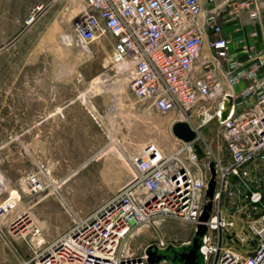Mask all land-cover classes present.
<instances>
[{"label": "built area", "instance_id": "2783aa9c", "mask_svg": "<svg viewBox=\"0 0 264 264\" xmlns=\"http://www.w3.org/2000/svg\"><path fill=\"white\" fill-rule=\"evenodd\" d=\"M206 2L212 5L208 11L199 0H82L65 22L69 27L62 42L80 50L108 42L110 61L120 74L129 75L134 98L160 114L176 113L175 122L185 123L195 136L190 142L179 140L168 154L147 145L130 156L131 180L89 214H73L72 225L50 242H44L41 227L26 215L0 225V239L16 264H172L162 253L190 248L193 238L178 244L158 237L138 256L126 248L134 230L165 220L189 224L194 233L197 225L206 227L198 242L199 264H264V181H253L246 168L264 156V0ZM219 17L253 25L249 41L240 40L233 56ZM33 19L32 14L26 23ZM206 30L211 31L209 55L204 54ZM226 97L231 109L220 120ZM213 121L224 141L222 155L215 156L200 133ZM210 166L212 207L207 221L200 222L209 202ZM22 182L30 192L42 191L37 173L29 172ZM8 187L0 169V223L17 205L18 197ZM239 188L246 192L239 199L247 206V229L256 239L246 255L221 240L234 225L221 210V199ZM6 229L25 241L27 257L7 243ZM241 243L248 247V238Z\"/></svg>", "mask_w": 264, "mask_h": 264}, {"label": "rangeland", "instance_id": "374dc122", "mask_svg": "<svg viewBox=\"0 0 264 264\" xmlns=\"http://www.w3.org/2000/svg\"><path fill=\"white\" fill-rule=\"evenodd\" d=\"M81 2L0 0V169L9 180L8 191L18 197L15 209L0 225L26 215L41 227L45 243L72 225L73 214H89L131 180L130 156L147 145L168 154L180 144L173 133L177 114H160L134 98L129 75L120 74L110 61L108 42L87 50L62 42L69 27L65 22ZM32 14L34 19L27 24ZM219 21L230 48L237 50L240 40L249 41L253 25L236 18L219 17ZM204 54L209 55L207 42ZM31 100L36 106H29ZM47 114H53V124L29 122L30 116L41 120ZM61 116H66L64 122L57 121ZM52 126L53 133L47 132ZM219 131L216 121L200 130L215 156L225 151ZM246 168L253 181H264V156ZM29 172L37 173L42 191L30 192L22 182ZM243 192L239 188L221 199V210L234 224L221 240L239 255L249 253L256 243L246 225L249 211L239 199ZM5 236L7 243L28 256L24 240L8 235L7 229ZM162 236L179 244L193 238L194 230L176 220L140 226L127 239L126 248L138 256ZM243 237L248 238V247L242 245ZM184 250L188 252L171 248L163 254L169 263L182 264L174 257Z\"/></svg>", "mask_w": 264, "mask_h": 264}, {"label": "water", "instance_id": "95a60500", "mask_svg": "<svg viewBox=\"0 0 264 264\" xmlns=\"http://www.w3.org/2000/svg\"><path fill=\"white\" fill-rule=\"evenodd\" d=\"M226 101H227L226 110L222 112V114H220V120H224L228 116L230 109H231V103H232L231 98L226 97ZM173 133L179 140L184 141V142L192 141L195 136V133L192 132L185 123H176L173 126ZM210 172H211V179L209 180L207 184V189L205 192V195L209 199V202L203 207V212L199 218L200 222L207 221L209 217V213L211 211V207H212L211 201H212L213 190H214V171H213L212 166H210ZM205 230H206V227L204 225H201V224L197 225L196 231L194 233V237L192 239V244L190 248H188V252L183 255L178 254V257H179V260L177 259L178 262L182 264H195V261L197 258L199 237L205 232ZM146 254L149 256V262H151L153 253L149 249L147 250ZM174 260H176V257L174 258Z\"/></svg>", "mask_w": 264, "mask_h": 264}, {"label": "crops", "instance_id": "0c3cea01", "mask_svg": "<svg viewBox=\"0 0 264 264\" xmlns=\"http://www.w3.org/2000/svg\"><path fill=\"white\" fill-rule=\"evenodd\" d=\"M199 2H200V5L204 11H208L212 8V5L208 4L206 2V0H199ZM200 22H201V20H200ZM208 32L211 33V31H208V30L205 31L204 42H207L211 38V34H208ZM224 34L227 35L226 33H224ZM230 51H231L232 56L238 53L237 50H233L232 48H230ZM29 106L30 107L36 106V104L32 103V100H31L29 102ZM53 117H54L53 114H47L41 120H38L37 116H34V119H32V116H30L29 122L35 123L36 125L38 123H44V122L47 124L49 122H51V124H53V122H55V119ZM64 119H66V116H61V117L57 118V121L58 122H64ZM30 128H33V126ZM46 131L53 133V126H52V128H50L49 130L47 129ZM0 264H16L15 258L13 257V255L10 252L8 253L6 245L3 243V241H1V239H0Z\"/></svg>", "mask_w": 264, "mask_h": 264}, {"label": "bare ground", "instance_id": "6f19581e", "mask_svg": "<svg viewBox=\"0 0 264 264\" xmlns=\"http://www.w3.org/2000/svg\"><path fill=\"white\" fill-rule=\"evenodd\" d=\"M226 106H227V101L226 99H224L221 109H220V114H222V112H224L226 110Z\"/></svg>", "mask_w": 264, "mask_h": 264}, {"label": "flooded vegetation", "instance_id": "af4514ba", "mask_svg": "<svg viewBox=\"0 0 264 264\" xmlns=\"http://www.w3.org/2000/svg\"><path fill=\"white\" fill-rule=\"evenodd\" d=\"M186 252H187V251H185V250H184V251H181V252H179V254L183 255V254H185ZM175 257H176V259H178V260H179V257H178V255H175ZM175 257H174V258H175ZM195 262H196V261H195Z\"/></svg>", "mask_w": 264, "mask_h": 264}, {"label": "trees", "instance_id": "16d2710c", "mask_svg": "<svg viewBox=\"0 0 264 264\" xmlns=\"http://www.w3.org/2000/svg\"><path fill=\"white\" fill-rule=\"evenodd\" d=\"M162 255H163L164 257H166L163 253H162ZM195 264H199V258H198V255H197V258H196V262H195Z\"/></svg>", "mask_w": 264, "mask_h": 264}]
</instances>
